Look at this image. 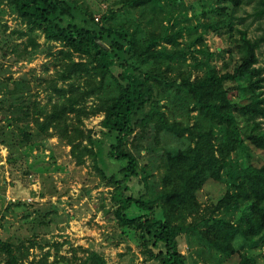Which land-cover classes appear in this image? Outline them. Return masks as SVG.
<instances>
[{
    "label": "trees",
    "instance_id": "trees-1",
    "mask_svg": "<svg viewBox=\"0 0 264 264\" xmlns=\"http://www.w3.org/2000/svg\"><path fill=\"white\" fill-rule=\"evenodd\" d=\"M3 1L31 33L40 31L62 47V70L50 85L47 104L26 101L14 83L11 115L0 121L16 126V145L33 149L58 138L71 148L78 167L91 161L113 190L112 209L103 206L105 215L121 231V240L137 238L145 262L187 264L179 248V239L187 237L198 257L258 264L245 249L264 247V161L254 158L255 150L264 152V67L258 55L264 34L253 39L236 28L244 0H216L192 17L183 0L121 1L123 9L147 18L152 28L146 33L140 25L96 24L70 0ZM249 2L254 6L248 18L264 24V0ZM79 13L85 17L81 22ZM193 19L199 20L196 25ZM209 33H225L231 42L221 67L207 44ZM98 115L104 117L100 126L109 139V159L126 164L110 177L101 167L103 143L85 127ZM143 153L148 163H141ZM8 162L14 167L19 161L10 156ZM216 184L224 185L225 193L202 211L201 191ZM136 185L144 188L137 197ZM30 208L18 198L7 210L14 216L24 212L29 222ZM37 219L41 228L50 223L49 215ZM24 247L21 239L0 238L5 264H25ZM72 252V259L56 264H108L97 252Z\"/></svg>",
    "mask_w": 264,
    "mask_h": 264
},
{
    "label": "rangeland",
    "instance_id": "rangeland-1",
    "mask_svg": "<svg viewBox=\"0 0 264 264\" xmlns=\"http://www.w3.org/2000/svg\"><path fill=\"white\" fill-rule=\"evenodd\" d=\"M70 1L83 12L92 15L99 25H125L130 28L140 25L145 33L152 28L141 11L123 9L120 5L123 0ZM183 1L190 17L217 5L216 0ZM253 6L254 3L244 0L237 10L235 23L237 29L247 30L250 38L254 39L264 34V24L248 18L253 12ZM79 15L78 22H81L85 17ZM105 17L111 18V21L105 23ZM198 21L193 19L191 23L196 25ZM31 39L35 42H31ZM206 41L211 51L217 54L215 64L221 67L223 52L231 46L228 36L225 33H209ZM33 44L38 47L35 48ZM61 49V44L47 42L42 32L31 33L27 24L12 8L0 0V120L11 115L7 110L13 96L11 90L14 83L20 84L19 90L23 89L26 101H36L42 106L48 103L52 93L50 85L57 72L62 70V57L59 55ZM258 55L259 66L264 67V45ZM103 119V115L92 117L85 121V127L93 130L95 138L102 141L101 167L110 177L126 164L109 159V139L101 132L100 126ZM11 124L7 120L0 121V238L11 242H17V238L24 241L23 251L28 252L25 264H56L63 257L72 259L73 249L97 252L108 264H158L157 261H144L137 238L121 240V231L103 209V206L106 210L112 209L113 190L101 182L91 161L78 167L70 156L71 148L62 146L58 138L39 143L33 149H21L16 145L17 128ZM145 154L140 158L142 164L150 160ZM255 154L257 163L264 161V152L255 150ZM10 156L19 161L14 167L8 162ZM12 168L15 177L12 176ZM140 190L144 192L143 186H134L133 194L137 197ZM225 190L224 185L206 186L199 196L202 211L216 203ZM17 197L31 207V221L23 219L24 212L16 216L8 212L7 208ZM244 213L242 209L240 215ZM136 214L141 213L137 211ZM45 215H49L47 220L50 223L41 228L35 220ZM35 234L38 237L35 238ZM30 239L38 242V245L32 248L28 242ZM179 243L180 251L187 257V264H219L220 255L205 254L198 257L196 245H190L187 237H181ZM245 252L255 257L258 264H264L263 246L248 247ZM5 262L6 255L0 252V264Z\"/></svg>",
    "mask_w": 264,
    "mask_h": 264
}]
</instances>
